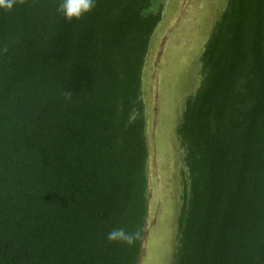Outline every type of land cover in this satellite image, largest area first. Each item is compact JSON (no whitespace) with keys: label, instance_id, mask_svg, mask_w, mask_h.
Listing matches in <instances>:
<instances>
[{"label":"trees","instance_id":"16d2710c","mask_svg":"<svg viewBox=\"0 0 264 264\" xmlns=\"http://www.w3.org/2000/svg\"><path fill=\"white\" fill-rule=\"evenodd\" d=\"M156 1L98 0L71 23L58 0L0 13V264H139ZM201 61L172 264H264V0H229ZM117 227L133 247L107 240Z\"/></svg>","mask_w":264,"mask_h":264},{"label":"rangeland","instance_id":"374dc122","mask_svg":"<svg viewBox=\"0 0 264 264\" xmlns=\"http://www.w3.org/2000/svg\"><path fill=\"white\" fill-rule=\"evenodd\" d=\"M228 1L157 0L153 7L154 12L162 7L163 19L150 43L142 87L150 153L142 257L156 240L153 264H168V256L175 255L184 182L189 180L177 128L188 99L202 86V56Z\"/></svg>","mask_w":264,"mask_h":264},{"label":"clouds","instance_id":"9594fccd","mask_svg":"<svg viewBox=\"0 0 264 264\" xmlns=\"http://www.w3.org/2000/svg\"><path fill=\"white\" fill-rule=\"evenodd\" d=\"M23 0H0V13H11L22 5ZM98 6V0H58L57 15L62 16L69 23L81 21L91 14ZM139 239V232H129L117 227L107 234V240L133 247Z\"/></svg>","mask_w":264,"mask_h":264},{"label":"water","instance_id":"95a60500","mask_svg":"<svg viewBox=\"0 0 264 264\" xmlns=\"http://www.w3.org/2000/svg\"><path fill=\"white\" fill-rule=\"evenodd\" d=\"M150 249L151 251L148 252L147 256L144 258L143 262L141 264H153V258H154V247L157 245V241L154 240L153 242L151 241L150 243Z\"/></svg>","mask_w":264,"mask_h":264},{"label":"flooded vegetation","instance_id":"af4514ba","mask_svg":"<svg viewBox=\"0 0 264 264\" xmlns=\"http://www.w3.org/2000/svg\"><path fill=\"white\" fill-rule=\"evenodd\" d=\"M148 131V126H147V128H146V132ZM172 246H174V248H175V245H172ZM147 256V255H146ZM169 257V259H170V256H168ZM144 258H145V255L142 257L141 256V258H140V261H141V263L143 262V260H144ZM168 259V264H172V257H171V259L169 260ZM140 263V264H141ZM159 264H161V263H159ZM163 264V263H162Z\"/></svg>","mask_w":264,"mask_h":264}]
</instances>
